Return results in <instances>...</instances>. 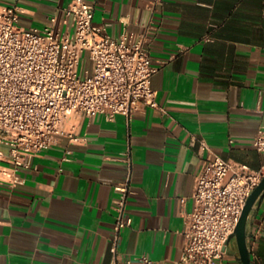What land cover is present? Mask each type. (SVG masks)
<instances>
[{"label":"crops","instance_id":"0c3cea01","mask_svg":"<svg viewBox=\"0 0 264 264\" xmlns=\"http://www.w3.org/2000/svg\"><path fill=\"white\" fill-rule=\"evenodd\" d=\"M71 1L0 6L18 5L23 27L42 28ZM89 1L95 23L113 37L127 28L129 41L145 42L160 66L152 80L159 105L115 121L74 117L68 128L80 140L63 137L31 168L17 170L25 183L12 184L0 172V264H113L115 187L128 180L133 223L123 230L119 259L174 261L211 151L264 166V151L255 146L264 131V0ZM248 232L254 264H264V197ZM237 255L238 247L232 259L241 264Z\"/></svg>","mask_w":264,"mask_h":264},{"label":"built area","instance_id":"2783aa9c","mask_svg":"<svg viewBox=\"0 0 264 264\" xmlns=\"http://www.w3.org/2000/svg\"><path fill=\"white\" fill-rule=\"evenodd\" d=\"M95 9L89 0H72L44 27L26 28L21 7L0 6V164L13 167L0 172L12 184L25 183L17 170L31 168L34 158L61 138L80 140L68 128L74 117L103 114L115 121L159 105L152 80L160 66L149 48L144 41H129L127 28L121 38L113 37L95 23ZM85 55L91 69L83 67ZM262 98L263 92L260 103ZM255 146L264 151L263 130ZM202 148H208L206 142ZM128 162L133 168L132 158ZM263 179L264 166L254 169L211 151L197 179L195 208L186 214L184 250L170 262L146 255L119 259L123 230L133 219L127 210L130 180L118 184L113 264H228L246 204Z\"/></svg>","mask_w":264,"mask_h":264},{"label":"water","instance_id":"95a60500","mask_svg":"<svg viewBox=\"0 0 264 264\" xmlns=\"http://www.w3.org/2000/svg\"><path fill=\"white\" fill-rule=\"evenodd\" d=\"M264 197V179L261 184L256 188V190L250 196L246 207L244 209L241 220L238 224L234 238L237 242L238 247V258L241 264H254L252 257V250L249 243L250 234L248 232V224L250 216L254 210V207L260 198Z\"/></svg>","mask_w":264,"mask_h":264},{"label":"rangeland","instance_id":"374dc122","mask_svg":"<svg viewBox=\"0 0 264 264\" xmlns=\"http://www.w3.org/2000/svg\"><path fill=\"white\" fill-rule=\"evenodd\" d=\"M84 61H83V67H84V69L86 70V69H91V61H90V59H89V57H88V55L86 56L85 55V58L83 59ZM237 248V242H236V240L234 239L232 242H231V245H230V253L232 254V255H230V257L227 259V262L228 263H231V264H235L234 263V260L232 259L233 257V253H234V250Z\"/></svg>","mask_w":264,"mask_h":264},{"label":"flooded vegetation","instance_id":"af4514ba","mask_svg":"<svg viewBox=\"0 0 264 264\" xmlns=\"http://www.w3.org/2000/svg\"><path fill=\"white\" fill-rule=\"evenodd\" d=\"M236 240V239H235Z\"/></svg>","mask_w":264,"mask_h":264}]
</instances>
